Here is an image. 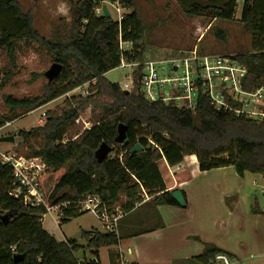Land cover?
<instances>
[{"label":"trees","instance_id":"obj_1","mask_svg":"<svg viewBox=\"0 0 264 264\" xmlns=\"http://www.w3.org/2000/svg\"><path fill=\"white\" fill-rule=\"evenodd\" d=\"M112 1L131 11L121 24L111 16L96 14L101 0H71L70 26L46 40L34 28L31 14L22 12L19 0H0V53L6 55L9 63L0 69V89L17 70L20 43H35L47 49L53 62L64 67L42 96L30 100L5 97L10 112L0 115V129L78 87L95 82L89 86L87 97L67 99L64 108L47 112L43 126L18 133V140L27 148L23 155L42 159L49 171L56 174L48 200L72 205L60 217L59 226L84 215L75 205L87 196H98L106 205L120 207L125 216L136 210L145 197L155 206L178 205L159 170V163L164 160L175 167L186 157L195 156L202 172L233 167L240 177L247 173L264 176V119L219 111L206 96L201 97L196 112L174 104L149 102L141 92H124L106 79L105 75L119 68L123 60L143 63L146 56L144 25L134 9L135 0ZM197 1H182L189 6L186 13L191 17L236 20L239 0H228L223 7ZM239 22L252 34V50L236 59L248 69L245 89L255 91L264 88V0H243ZM221 33L218 30L222 37ZM120 42L129 43L130 51L123 50ZM89 108L99 111L94 125L65 142L66 135H73L80 113ZM18 109L24 112L17 114ZM120 124L128 129L123 144L116 141ZM103 143L112 148V153L99 163L95 154ZM137 144L143 151L131 154ZM12 182L11 168L0 162V264H79L78 254H82L85 264H101L100 250L117 248L124 240L120 233L123 218L117 233L85 232L86 245L58 241L43 228L42 218L47 214L43 206L28 207L10 196ZM252 211L261 214L257 203ZM4 216L8 218L5 220ZM86 253L91 254L90 261ZM221 253L228 254L206 244L202 255L194 261L208 264ZM15 256L21 260L15 262Z\"/></svg>","mask_w":264,"mask_h":264},{"label":"rangeland","instance_id":"obj_2","mask_svg":"<svg viewBox=\"0 0 264 264\" xmlns=\"http://www.w3.org/2000/svg\"><path fill=\"white\" fill-rule=\"evenodd\" d=\"M71 0H19L22 12L31 14L34 22V28L39 35L50 40L56 33H62L71 24ZM75 3L81 0H73ZM184 0H135V11L140 16L144 25L143 45L146 50L145 60L157 61L173 58L180 52L198 50L201 54L208 55H232L240 56L250 53L252 50V34L247 33L239 22L243 0H239L238 14L235 21L225 22L213 20L210 17H191L186 13L188 5L182 4ZM198 0L201 4H216L223 7L228 0ZM196 2V1H195ZM209 4V5H210ZM107 7L111 17L116 20L117 10L122 14L131 13L126 10L119 2L112 0H101L100 5L95 12ZM3 20H0V25ZM218 30L222 32V37L217 34ZM124 49H130L131 45L124 44ZM17 70L12 80L0 89V115H7L10 109L5 105V97H11L16 100L36 99L45 91L49 84L45 73L54 64L53 55L47 49L35 44L20 43L16 54ZM8 60L5 54L0 53V69L8 66ZM133 71L132 68H117L105 75L106 79L113 84L121 85ZM83 86L78 87L67 95L50 102L49 104L27 114L0 129V152L17 150L20 154L27 152V148L22 146V140H18V133L29 131L33 128L43 126L46 123V114L49 111L65 107V101L81 95ZM89 91V88L87 89ZM89 95V94H88ZM87 95V96H88ZM85 96V97H87ZM84 97V98H85ZM24 111L17 110V114ZM99 111L92 108L80 113V124H76L73 135H66L65 140L69 141L71 137L76 138L74 134L81 135L85 131V123L94 125V119ZM45 119V120H43ZM43 122H40L42 121ZM199 125V121H197ZM15 137L14 143H2L1 139L5 137ZM56 174L50 170L46 175L44 190L47 195L51 194L55 185ZM145 197V196H144ZM147 200L145 197L143 203ZM142 203V204H143ZM142 204H138L141 206ZM57 216L54 213H47L42 218L43 228L58 241H76L80 245H86L84 238L85 232L93 230L105 232L102 224L91 214H84L78 218L72 219L67 224L59 226L56 221ZM174 222L169 224L173 227ZM124 260H130L128 252L123 249ZM101 260L103 264L108 263L109 250L101 249ZM87 259H91V254L86 253ZM77 257L82 260V254ZM255 257V264H264V258ZM173 264V263H169ZM175 264H195L193 262L175 263Z\"/></svg>","mask_w":264,"mask_h":264},{"label":"crops","instance_id":"obj_3","mask_svg":"<svg viewBox=\"0 0 264 264\" xmlns=\"http://www.w3.org/2000/svg\"><path fill=\"white\" fill-rule=\"evenodd\" d=\"M181 165L170 167L164 160L159 170L167 191L183 192L186 207L155 206L149 198L122 220L124 240L107 248V264L195 263L206 244L230 254L235 264L264 258V176L240 177L233 167L202 172L195 156ZM256 203L261 214L252 211Z\"/></svg>","mask_w":264,"mask_h":264},{"label":"built area","instance_id":"obj_4","mask_svg":"<svg viewBox=\"0 0 264 264\" xmlns=\"http://www.w3.org/2000/svg\"><path fill=\"white\" fill-rule=\"evenodd\" d=\"M117 12L116 21L121 24L125 14H122L121 10ZM102 15L103 9L98 13V16ZM124 44L129 45L120 42L121 48L130 51L131 48H123ZM120 68L133 69L125 82L119 85L121 90L128 93L139 91L149 102L174 104L179 109L196 112L201 97L206 96L219 111L234 112L253 120L264 119V88L255 91L245 89L244 81L248 69L236 56L201 54L195 49L180 52L166 60H149L143 63H129L123 60ZM140 71L141 75L138 76ZM91 84L95 82L83 85L82 89H86L81 92L83 97L89 94L87 89ZM80 123L81 119L77 118L75 124ZM85 125V130L91 128L90 124ZM0 162L12 170L10 196L23 205L43 206L46 213H54L57 216L58 222L64 212L72 206L70 202L53 204L48 200L44 184L49 169L42 159L28 158L17 150H10L0 152ZM177 167L181 169L183 166L180 164ZM75 206L80 213L93 215L102 224L105 232L117 233L120 221L125 216L120 207L108 206L98 196H87ZM79 264H85V261L81 260ZM208 264L235 262L228 254L221 253L210 259Z\"/></svg>","mask_w":264,"mask_h":264},{"label":"water","instance_id":"obj_5","mask_svg":"<svg viewBox=\"0 0 264 264\" xmlns=\"http://www.w3.org/2000/svg\"><path fill=\"white\" fill-rule=\"evenodd\" d=\"M103 14L105 17H110V12L107 7H104ZM63 66L57 63H54L51 68L45 73V77L48 79L49 83H52L54 80H56L60 74L63 71ZM127 127L123 124H120L118 127V136L116 138V141L120 144H123L127 140ZM2 143H14L15 137H5L1 139ZM143 151V148L140 144H137L132 150L131 154H139ZM112 153V148L107 145L106 143H103L101 147L97 150L95 156L99 163L103 162L110 154ZM172 198L173 200L181 207H186V200L184 197V194L181 190H175L172 192ZM8 216H4V219L6 220ZM21 259L19 256L14 257L15 262H19Z\"/></svg>","mask_w":264,"mask_h":264}]
</instances>
